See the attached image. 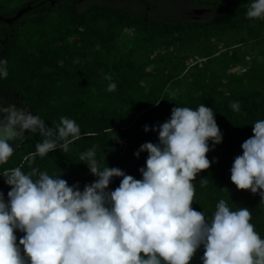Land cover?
Here are the masks:
<instances>
[{"label": "trees", "instance_id": "obj_1", "mask_svg": "<svg viewBox=\"0 0 264 264\" xmlns=\"http://www.w3.org/2000/svg\"><path fill=\"white\" fill-rule=\"evenodd\" d=\"M13 1L0 0L1 15L18 8L20 4L10 5ZM180 1L59 0L51 9L38 14L27 12L13 23L15 32L0 54V59L7 60L8 71L6 78H0V88L19 94L32 108L31 114L53 132L61 117L75 120L80 137L66 153L57 149L41 157L36 148L45 137L39 129L26 130L20 146L6 163L0 164V192L5 200L10 188L2 174L16 167L25 173L31 168L46 171L67 180L69 185L78 183L82 190L96 179L80 160L81 153L92 148L101 170L118 167L141 179L139 169L145 165L147 152H141L139 158L134 153L145 142H158V132H145L144 126L151 129L163 123L175 106L195 110L205 104L213 109L223 139L214 148L209 141L212 150L206 155L215 162L193 181L192 207L208 220L220 200L231 211L247 207L249 222L264 239V201L258 194L238 190L230 180L233 160L242 154L241 144L252 135L254 122L264 119V90L230 85L223 92L212 81L194 78L187 92L172 95L164 90L170 82L167 80L147 87L145 81L151 74L145 68L148 60L134 57L136 50L152 51L162 44L197 47L198 38L219 41L224 35L239 32L260 39L264 19L246 18L252 0H188L209 6V17L176 18L173 14L179 12ZM131 4L137 7L132 10ZM126 28L134 29L131 39L135 46L119 54L114 51ZM206 46L199 49L208 55ZM109 83H115V91L107 90ZM233 102H238V112L232 109ZM122 179L113 177L109 189L115 190ZM202 180L206 181L203 186Z\"/></svg>", "mask_w": 264, "mask_h": 264}, {"label": "clouds", "instance_id": "obj_2", "mask_svg": "<svg viewBox=\"0 0 264 264\" xmlns=\"http://www.w3.org/2000/svg\"><path fill=\"white\" fill-rule=\"evenodd\" d=\"M246 18L264 19V0H252ZM7 75V60L0 59V78ZM115 89L109 83L107 90ZM231 107L239 111L238 102ZM17 124L21 131L39 129L45 137L36 148L41 157L57 149L66 153L80 137L73 119L61 117L53 132L29 113L4 127L8 139ZM149 130L158 132V142H145L134 153L139 158L147 152L141 179L118 167L101 170L95 148L80 155L96 177L82 190L36 168L6 170L2 176L10 190L7 200L0 192V264H189L201 245L203 264H264V239L249 222L247 207L231 211L220 200L211 220L192 207L193 181L215 162L206 154L223 139L213 109L175 106L163 123L144 126ZM8 139H0V164L14 151ZM241 149L230 180L264 201V119L254 122ZM113 177L123 179L110 190ZM14 230L24 233L19 243Z\"/></svg>", "mask_w": 264, "mask_h": 264}, {"label": "rangeland", "instance_id": "obj_3", "mask_svg": "<svg viewBox=\"0 0 264 264\" xmlns=\"http://www.w3.org/2000/svg\"><path fill=\"white\" fill-rule=\"evenodd\" d=\"M24 1L14 0L10 5ZM133 35V28L124 29L114 52L120 54L134 48ZM195 44L198 46L185 49L176 44H162L152 51L136 50L135 58L148 60L145 68L151 74L145 81L146 86L167 80L170 82L164 90L173 95L187 92L193 79L198 78L204 82L212 81L216 89L223 92L230 85L244 90H264V30L256 40L239 32L224 35L219 41L212 37L206 41L198 38ZM200 46L208 48V55L199 49Z\"/></svg>", "mask_w": 264, "mask_h": 264}, {"label": "water", "instance_id": "obj_4", "mask_svg": "<svg viewBox=\"0 0 264 264\" xmlns=\"http://www.w3.org/2000/svg\"><path fill=\"white\" fill-rule=\"evenodd\" d=\"M81 7H85V6H81ZM178 7L180 8L179 12H177V13L175 12L176 14L175 13L173 14L174 17H176V16H177L176 18L192 17L193 14L191 13V10H192V8L195 7L194 4L187 2V1H182L179 3ZM30 8H31L30 3H27V4L17 8L15 10L14 14L11 16H3L0 14V22L11 24L13 21L18 19L23 13L27 12ZM137 11L139 13H142L141 9H137ZM31 112H32V108L30 107L28 109V113H31ZM20 114H26V111L20 110L16 107H13V106H5L4 107V106L0 105V139H8L10 134L4 131V127L10 123V120L19 117ZM11 135L13 136V138L8 139V142L13 147V150H15L16 148H18L20 146L21 142L26 138L25 130L21 131L19 124H17V125H15L14 131ZM14 231H15V235L17 236V243H19V239H20V237H22L24 235V233H22L18 230H14ZM20 247H21V251L23 254V246L21 245ZM203 253H204V248H203V245H201L195 251L193 257L191 258V260L189 262V264H203V261H202ZM161 264H164V262L162 261Z\"/></svg>", "mask_w": 264, "mask_h": 264}, {"label": "flooded vegetation", "instance_id": "obj_5", "mask_svg": "<svg viewBox=\"0 0 264 264\" xmlns=\"http://www.w3.org/2000/svg\"><path fill=\"white\" fill-rule=\"evenodd\" d=\"M182 1H187V2H190V3L195 5V7L192 8V10H191V13L193 14L192 15L193 19L201 20V19H207L209 17L210 7L207 6L206 4L198 3L196 1H188V0H181L180 2H182ZM58 2H59V0H25L23 3H21L18 6V8L27 4V3H30L31 8L27 12H34V13L38 14V13H43L44 11L51 9L53 7V5L58 3ZM136 7L137 6L134 4L130 5V9H132V10L135 9ZM15 10L7 16L13 15ZM27 12H25V13H27ZM25 13H23L15 21L22 20ZM0 14H1V10H0ZM15 21H13L11 24L0 22V54H3L9 38L12 36V33L15 32L14 25H13V23ZM3 24H6L7 27H5ZM0 105L4 106V107L5 106H13V107H16L20 110H24V111H26V114H29L28 109L30 107L26 103H24V101L21 99L19 94L14 93L13 91H11L9 89L0 88Z\"/></svg>", "mask_w": 264, "mask_h": 264}]
</instances>
